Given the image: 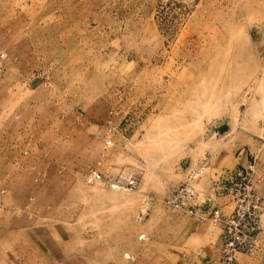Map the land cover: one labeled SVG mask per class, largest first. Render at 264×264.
Segmentation results:
<instances>
[{
	"label": "rangeland",
	"instance_id": "obj_1",
	"mask_svg": "<svg viewBox=\"0 0 264 264\" xmlns=\"http://www.w3.org/2000/svg\"><path fill=\"white\" fill-rule=\"evenodd\" d=\"M245 155H264V0H0V264H222L219 227L164 199Z\"/></svg>",
	"mask_w": 264,
	"mask_h": 264
},
{
	"label": "built area",
	"instance_id": "obj_2",
	"mask_svg": "<svg viewBox=\"0 0 264 264\" xmlns=\"http://www.w3.org/2000/svg\"><path fill=\"white\" fill-rule=\"evenodd\" d=\"M44 84H49L46 80ZM112 146L107 137L102 145L103 152ZM255 159L245 166L223 170L214 185L215 196L225 198L231 204V211H223L211 196L202 195L196 181L202 173L205 162L187 171L184 183L169 192L164 205L170 210L186 211L198 222H212L219 227L218 259L222 264H235L239 253H263L264 255V171L258 172ZM88 181L99 180L100 172L95 168L88 171ZM114 189H134L137 181L132 176L119 175L108 181Z\"/></svg>",
	"mask_w": 264,
	"mask_h": 264
},
{
	"label": "crops",
	"instance_id": "obj_3",
	"mask_svg": "<svg viewBox=\"0 0 264 264\" xmlns=\"http://www.w3.org/2000/svg\"><path fill=\"white\" fill-rule=\"evenodd\" d=\"M238 154L240 155V153H238ZM254 157H256V159H255V166H256L257 171L258 172H263L264 171V161H263L264 155H261L259 158H257V155H254ZM250 161L251 160L247 159V157L245 155V161L236 163L235 167H237V166H241V167L242 166H245ZM226 169H229V168H224L223 170H226ZM223 170H221V172L219 173V175L222 173ZM218 176H217V178H218ZM216 179H213V181H212L211 185L209 186V188L207 189V191H205V192L204 191H201L202 192L201 193L202 196H204V197L211 196V197L216 198V199L220 198V197L217 198L215 196V193H214V185H215ZM262 235H263V239H264V233ZM203 237H205V235ZM236 264H237V262H236Z\"/></svg>",
	"mask_w": 264,
	"mask_h": 264
},
{
	"label": "water",
	"instance_id": "obj_4",
	"mask_svg": "<svg viewBox=\"0 0 264 264\" xmlns=\"http://www.w3.org/2000/svg\"><path fill=\"white\" fill-rule=\"evenodd\" d=\"M225 128H226V127H225L224 125H222L221 127H219V129H218V130L222 132V131H224V130H225Z\"/></svg>",
	"mask_w": 264,
	"mask_h": 264
}]
</instances>
